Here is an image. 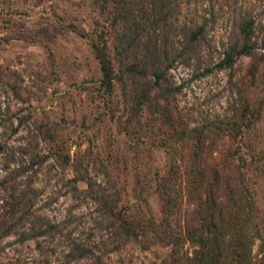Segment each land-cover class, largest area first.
I'll return each instance as SVG.
<instances>
[{"label": "trees", "instance_id": "obj_1", "mask_svg": "<svg viewBox=\"0 0 264 264\" xmlns=\"http://www.w3.org/2000/svg\"><path fill=\"white\" fill-rule=\"evenodd\" d=\"M198 1L93 0L97 18L91 36L70 30L86 38L99 72L97 93L105 105L109 104L110 117L124 134L130 140H138L142 131L147 136L160 135L159 145L167 153L166 170L154 179V191L162 203L161 219L155 222L130 217L119 202L114 178L99 159L91 168L88 160L73 161V175L65 181L77 205L92 204L90 230L73 236L68 224L81 218L67 213L61 221H54L39 212L41 206L35 207V200L41 192L32 186L38 169L49 158L53 159L51 165L64 168L69 156L57 149L52 126L36 124L33 136L47 146L46 153L39 154L33 145L14 149L0 143L5 156L0 186L8 190L0 213V241L14 235L17 242L32 240L44 252L43 242L59 239L65 247L59 264L81 259L88 260L87 264H103L105 253L127 243L147 249L145 239L168 245L170 264H264V219L244 184L246 168H256L263 158L249 141H243L245 131L260 120L264 104L262 98L251 100L246 94L264 64V8L236 5L235 0L226 3L229 29L225 42H220L219 60L209 66L204 57H211L209 34L216 14L212 3L199 14L194 7ZM242 56L249 58L247 82L229 78L230 99L221 116L201 115L190 127L176 119V94L182 84L173 82L172 68H202L194 72L196 76L227 69L232 77L233 64ZM144 111L150 115L148 123L141 121ZM4 126L0 119V127ZM212 133L231 140L218 158L209 150L205 152L214 141L208 139ZM186 140L191 143L189 151L176 157L174 145ZM256 169L264 177V165ZM80 181L86 188L77 186ZM182 197L190 209L176 232L171 218ZM255 241L258 250L253 256ZM184 243L189 245L190 254L181 251ZM40 264L49 262L42 256Z\"/></svg>", "mask_w": 264, "mask_h": 264}, {"label": "rangeland", "instance_id": "obj_2", "mask_svg": "<svg viewBox=\"0 0 264 264\" xmlns=\"http://www.w3.org/2000/svg\"><path fill=\"white\" fill-rule=\"evenodd\" d=\"M233 0H199L195 10L200 14L212 3L216 19L209 36L213 47L210 49L209 66L220 58V42H225L229 29L226 3ZM236 5L264 8V0H235ZM190 6L189 9L194 8ZM193 11V10H192ZM97 12L93 0H0V119L5 122L0 127V143L12 146L25 144L39 154L47 152V146L35 134L36 124H47L55 129L57 149L68 154L69 161L60 168L49 158L37 171L32 186L40 190L35 200L39 212L51 220L61 221L68 213L75 220L67 229L72 235L86 233L92 228V204L77 201L71 195L67 178L72 177L71 164L75 160H101L114 178L119 202L126 206L127 214L134 219H161V206L154 191V179L164 174L167 153L159 145L160 135L142 131L138 140H130L117 122L110 117L106 104L96 90L99 77L97 64L85 37H80L71 29L91 36ZM249 58L240 57L233 64L232 77L227 69H213L210 73L196 76L202 68L194 71L183 65L172 68L169 73L175 84H182L176 94V108L180 118L188 127L198 122L201 115L212 118L221 116L230 99L228 80L247 82L246 70ZM18 94V96L15 95ZM233 95V93H231ZM251 100H264V64L260 65L256 82L246 91ZM116 105V96L112 97ZM111 105V104H110ZM149 114L144 111L143 123H148ZM15 128L12 132L11 129ZM157 130V129H156ZM214 140L205 152L215 158L230 146L226 135L209 134ZM249 141L254 152H258L264 165V104L261 118L245 131L243 141ZM210 143L209 140L206 143ZM190 141L177 143L174 148L179 155H186ZM4 153L0 152V179ZM13 166V163H10ZM250 165L245 170L244 184L249 189L264 219V177ZM19 181L23 178L19 177ZM79 188H86L85 182H77ZM183 193V191L181 192ZM43 205L45 201H51ZM8 200V190L0 186V213ZM190 205L182 197L177 211L172 215L171 225L180 231L182 221ZM97 235L94 236L96 238ZM150 240V239H149ZM145 239L147 249L141 250L134 243H127L116 251L102 256L103 264H170V247L164 243ZM61 241V240H60ZM59 239L43 242L41 252L32 240L17 242L14 235L0 241V264H40L44 256L49 264H59L65 247ZM258 241L252 246L256 256ZM181 251L190 254V247L184 243ZM81 259L68 264H87Z\"/></svg>", "mask_w": 264, "mask_h": 264}]
</instances>
